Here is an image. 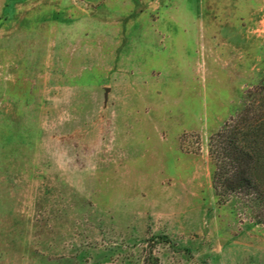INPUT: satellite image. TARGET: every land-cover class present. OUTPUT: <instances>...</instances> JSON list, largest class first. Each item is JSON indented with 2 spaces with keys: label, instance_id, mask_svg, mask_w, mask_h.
<instances>
[{
  "label": "rangeland",
  "instance_id": "obj_1",
  "mask_svg": "<svg viewBox=\"0 0 264 264\" xmlns=\"http://www.w3.org/2000/svg\"><path fill=\"white\" fill-rule=\"evenodd\" d=\"M263 95L264 0H0V264H264L209 145Z\"/></svg>",
  "mask_w": 264,
  "mask_h": 264
},
{
  "label": "trees",
  "instance_id": "obj_2",
  "mask_svg": "<svg viewBox=\"0 0 264 264\" xmlns=\"http://www.w3.org/2000/svg\"><path fill=\"white\" fill-rule=\"evenodd\" d=\"M264 95L262 104L243 110L210 137L215 160L213 186L220 202L241 196L264 224Z\"/></svg>",
  "mask_w": 264,
  "mask_h": 264
},
{
  "label": "water",
  "instance_id": "obj_3",
  "mask_svg": "<svg viewBox=\"0 0 264 264\" xmlns=\"http://www.w3.org/2000/svg\"><path fill=\"white\" fill-rule=\"evenodd\" d=\"M107 91H108V89H107Z\"/></svg>",
  "mask_w": 264,
  "mask_h": 264
}]
</instances>
